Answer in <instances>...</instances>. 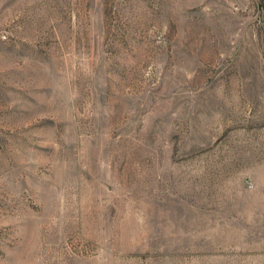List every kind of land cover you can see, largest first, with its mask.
<instances>
[{"label": "rangeland", "instance_id": "obj_1", "mask_svg": "<svg viewBox=\"0 0 264 264\" xmlns=\"http://www.w3.org/2000/svg\"><path fill=\"white\" fill-rule=\"evenodd\" d=\"M0 264H264V0H0Z\"/></svg>", "mask_w": 264, "mask_h": 264}]
</instances>
